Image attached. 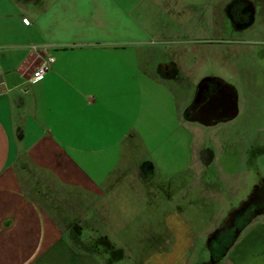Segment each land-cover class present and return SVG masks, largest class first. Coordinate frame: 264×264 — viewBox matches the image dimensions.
<instances>
[{
  "label": "crops",
  "instance_id": "0c3cea01",
  "mask_svg": "<svg viewBox=\"0 0 264 264\" xmlns=\"http://www.w3.org/2000/svg\"><path fill=\"white\" fill-rule=\"evenodd\" d=\"M192 5L183 21L175 16L191 6L185 0H0V264H104L88 243H72L79 228L63 219L127 182L152 194L179 181L234 184L231 160L215 163L231 152L230 133L211 127L242 113L248 96L239 90H253L254 73L246 68L240 81L236 68L216 67L229 52L211 49L220 38L214 9ZM44 53L55 62L32 81ZM210 59L216 66L199 72ZM189 137L192 161L165 165L171 141ZM174 209L169 234L182 225L174 216L186 218ZM251 235L257 242L241 240L222 264H264V227Z\"/></svg>",
  "mask_w": 264,
  "mask_h": 264
},
{
  "label": "rangeland",
  "instance_id": "374dc122",
  "mask_svg": "<svg viewBox=\"0 0 264 264\" xmlns=\"http://www.w3.org/2000/svg\"><path fill=\"white\" fill-rule=\"evenodd\" d=\"M185 2L191 6L175 19L186 21L192 18V10L196 8L192 5L194 3L211 6L217 23L216 31L220 34V38L211 40V49L221 43V54L229 52L225 61L216 64L218 66L212 59L205 64L200 61L199 72L213 69V66L222 70L232 67L240 73V81L246 68L254 73L253 90H239L243 98L248 96L242 113L232 123L211 127L219 136L230 133V142L227 143L229 139L224 141L223 146L231 147V152L223 153L215 163L229 168L228 162L231 160L232 173H236L235 181L234 184L230 182V186L222 182L203 188L181 187L178 186L179 181L167 188V194L163 185L158 186L152 194L148 193L150 187L144 183L135 186L133 182H127L124 186L113 188L108 197L95 204L92 210L84 203L79 211V207L77 210L71 207V213H67L69 219H63V223L67 225L70 221L75 228H79L77 235L70 230L72 243L76 246L88 243L97 249L95 253L104 264H222L224 255L241 240L256 243V236L247 235L264 227V0ZM172 3L175 7L176 0H172ZM250 4L254 9L252 20L248 19L246 10ZM259 36L261 38L257 40L255 37ZM230 45H234L236 51ZM191 60L193 62L190 61L187 67L194 64V59ZM174 125L176 127L177 122ZM150 143L154 144L155 140L152 139ZM152 144L150 147H153ZM144 150V147L137 149L141 153L146 152ZM196 150L197 145L191 137L174 139L168 147L169 158L165 165L170 167L169 164L180 165L187 160L192 161ZM161 182L166 183L164 179ZM164 194L170 197L163 200ZM167 201L171 209L166 205ZM69 204L68 200L63 203L67 208ZM172 204L180 215L181 212L186 215V218L174 216L183 219H178L182 225L175 234H169L171 231L166 229L165 224V215L172 214ZM89 221L92 224H88ZM152 232L155 235L150 234ZM163 244H167V247L161 252L138 249L150 246L159 248ZM181 246L186 248L175 250Z\"/></svg>",
  "mask_w": 264,
  "mask_h": 264
},
{
  "label": "built area",
  "instance_id": "2783aa9c",
  "mask_svg": "<svg viewBox=\"0 0 264 264\" xmlns=\"http://www.w3.org/2000/svg\"><path fill=\"white\" fill-rule=\"evenodd\" d=\"M24 22L29 24V19L25 18ZM55 62V57L49 53H44L41 57V61L37 68L32 74V81L41 80L52 68L53 63Z\"/></svg>",
  "mask_w": 264,
  "mask_h": 264
},
{
  "label": "flooded vegetation",
  "instance_id": "af4514ba",
  "mask_svg": "<svg viewBox=\"0 0 264 264\" xmlns=\"http://www.w3.org/2000/svg\"><path fill=\"white\" fill-rule=\"evenodd\" d=\"M246 10L248 11L249 15H248V19L250 18L251 20L254 18V9H253V5L250 4L248 8H246ZM250 21V20H249ZM240 221V220H239ZM243 222V220L241 222H238L237 225L241 224ZM231 234V233H229Z\"/></svg>",
  "mask_w": 264,
  "mask_h": 264
}]
</instances>
